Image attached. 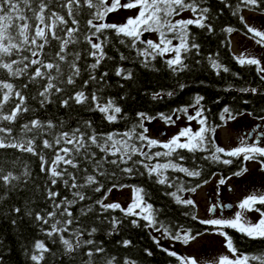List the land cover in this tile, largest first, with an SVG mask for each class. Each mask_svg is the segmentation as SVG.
<instances>
[{
	"label": "snow or ice",
	"instance_id": "obj_1",
	"mask_svg": "<svg viewBox=\"0 0 264 264\" xmlns=\"http://www.w3.org/2000/svg\"><path fill=\"white\" fill-rule=\"evenodd\" d=\"M240 3L245 8L253 11L260 10L264 14V0H240ZM86 6L89 9L91 18L87 20L86 26L88 32L83 35L81 40V29L79 20L77 19L82 7ZM238 8V6H237ZM136 10L135 16H130L123 24H115L105 22L110 13H115L118 10ZM190 10L193 13V18L173 20L174 16H179L181 12ZM210 9L201 5L200 0H0V70L7 73L9 77L19 78L25 77L28 83L38 88V102L43 108L47 104L54 103L51 99L53 96L59 95V103L62 107H70V101L76 105L86 106L90 111H98L103 114V118L108 122H115L122 108L118 106L116 101L111 98L105 99L98 96L96 92L85 93L83 88H87L91 83L93 85L103 82L107 83V72L97 77L93 73L100 66L102 61L107 57L105 52V44L107 30H113L117 36H123L127 39L129 46L135 49L137 56L142 57L141 63L148 67L151 61L157 57L168 58L164 61L168 68L175 72H183L190 70L191 66L186 61L193 54L198 55L200 45L192 36L189 26L195 25L201 29L212 31V25L209 23ZM233 14H238L234 12ZM241 20L244 17L240 16ZM247 32L252 34V38L258 45L264 47V30L261 28L245 25ZM231 33L234 31L231 27L225 29ZM145 33H157L158 42L153 40L142 39ZM104 37L101 40V37ZM178 40L177 44H173V40ZM81 42H86L88 50L87 56L94 58V63L87 66L89 76L83 81V88L75 91L74 95L63 96L65 88L60 87V84L75 85L76 78L81 76V68L79 61L81 60V52L71 51L76 45ZM121 44L125 40H120ZM146 45L145 47H137V44ZM55 48L54 52H46L45 49ZM121 60L127 59L124 55L120 56ZM210 66L219 75L221 71L228 72L229 69L220 63L217 59L208 57ZM240 65H252L261 74V79L264 80V57H257L253 54L242 53L239 57H235ZM199 63V61H196ZM62 65L68 70L66 80L62 79L64 71ZM115 75L124 80H131L133 72L125 67L115 69ZM28 83L23 84L22 88L8 80H0V150L16 149L21 152L30 153L37 156L40 161V170L48 175V183L56 185L62 182L65 186L71 189H77L74 192V199L69 200L64 197L59 203H56L58 192L48 190L47 196L53 201V211L45 212L43 215L36 212L34 219L40 224L41 230L49 238H56L64 246L65 254L71 257L83 244L94 245L92 239H81L83 232L77 230L76 242L65 238L64 233L68 231V226L73 224L72 213L68 208L77 201L86 199L85 195L79 189L86 186L97 185L96 175L88 174V169L82 167V164L87 162L93 164L98 171L104 162L116 165H127L129 161L132 167H122V173L131 175L134 172L136 165H143L149 176H154L156 182L164 185L171 183L166 175L167 170L173 169L179 172L186 173L189 177H199L201 171L189 170L182 165H179L171 159L174 155L178 160H184L185 157L180 154L179 150H186L189 153L208 152L210 153L205 159L213 162H220L225 165L233 163L232 159H225L223 156L240 158L244 161H254L261 165L264 169V146H261V138L264 137V128L259 129V134L255 141L248 142V137L241 138L238 146L225 149L215 144L216 127L210 126L207 122V117L204 116L205 109L201 102L203 96H196L194 103L187 106L174 109L171 114L158 113L156 116H149L146 113H137L139 123L133 126L128 132L121 134L120 139L115 138V134L103 135L97 133L92 128L91 121H85L81 130L78 126L69 131H54L58 125L52 120L42 121L39 118L29 119L27 122L20 125V135L13 136V126H15L26 113L33 111L28 104L27 96L24 90L28 88ZM185 85L181 84L183 89ZM243 92H251L256 94L259 92L257 88H243ZM163 95L169 97L174 95V92L155 93L153 99H161ZM37 97H33L36 99ZM189 108L194 109V114L189 113ZM181 114L186 117L187 121L195 120L200 127L193 131L191 124L188 127L181 128L180 131L172 136L167 141L153 139L147 135L148 128L145 127V121L151 122L160 118L168 125H175L177 120L181 118ZM244 113H239L243 115ZM236 115L229 107H224L220 115L221 121L235 120ZM251 115V113H249ZM264 120V116L259 117ZM6 122V125H5ZM140 131L137 132L136 128ZM90 130V131H89ZM30 134V135H29ZM251 134H249V137ZM133 138L140 141L142 145L149 149L152 147H162L166 151H156L153 153L145 152L142 146H137L130 143ZM39 140V144L37 141ZM41 148V151L37 149ZM105 153L102 160H96V151ZM50 151V158L46 159L42 154V150ZM108 156H117L118 159H108ZM143 156L147 159L156 160L155 164H146L144 160L133 157ZM160 157L169 158L167 162L161 163ZM71 169V171H69ZM248 171L247 167H241L239 171L233 173V176L241 177ZM83 172L84 183H78L80 174ZM105 173L99 171V175ZM24 176H30V173L25 169ZM113 177L115 174L113 173ZM19 176L13 175L11 172L3 174L0 171V181L5 185H10L13 181L19 180ZM228 178H221L218 181L219 185H224ZM203 183H208L205 180ZM103 185L95 188L99 192ZM117 187H127L126 185L113 184L112 189ZM200 185L195 187L177 188V192L188 191L195 193ZM231 190V189H230ZM177 192H172V195L177 203L194 206L192 199H183L177 195ZM133 200L129 206L124 209L119 203H107L103 200L97 201L102 208L107 211L109 209H120L127 216H139L147 222L145 226L153 227L157 231L169 236L171 239L181 241L188 245L190 241H195L202 233L192 234L191 230L172 233L168 228L164 227L157 220V210L151 203L145 199L146 193L140 187H133ZM219 194V193H217ZM231 204H223L217 201L209 206V213H215L218 209L232 208ZM237 211L231 218L215 217L203 219L199 222L204 225H211L217 228L220 235L225 237V246L232 255H221L212 260H205L203 264H264V253L259 255H237L238 249L234 246L232 238L224 228L235 229L245 237L252 240L264 241V191H253L244 197L237 205ZM139 209V211H137ZM17 213L21 210L15 209ZM87 211H91L89 208ZM255 212L258 214V219L253 222L249 219L248 214ZM29 216L32 213H28ZM66 217L57 219V216ZM196 217H193L195 219ZM16 223L15 220L12 221ZM120 223L119 220L113 218L111 221L112 227L115 230ZM133 225L140 226L139 220L133 219ZM48 227L45 228L44 226ZM97 229L91 228L89 235L95 233ZM55 242V240L53 241ZM157 243H159L157 241ZM131 241L124 240L123 245L129 246ZM49 247L44 241L37 240L34 242L30 252H26L30 261L34 264H42L45 261V254L50 253ZM104 248L97 246L94 251L90 249L86 255L89 257L88 264H92L91 257L94 254H103ZM169 256L176 257L179 264H201L196 257L181 256L175 251L163 249ZM152 255L150 251L147 253ZM3 257L0 256V264ZM104 264H117L115 257L106 258ZM122 264H136L135 260L125 258Z\"/></svg>",
	"mask_w": 264,
	"mask_h": 264
},
{
	"label": "trees",
	"instance_id": "obj_2",
	"mask_svg": "<svg viewBox=\"0 0 264 264\" xmlns=\"http://www.w3.org/2000/svg\"><path fill=\"white\" fill-rule=\"evenodd\" d=\"M200 3L211 10L208 22L211 23L213 30L210 32L195 25L189 26L192 36L200 45L199 54H193L186 61L191 66L190 70L174 73L164 62L168 58L166 56L157 57L156 60L151 61L148 67H145L141 63L143 58L137 56L135 49L129 46L125 37L117 36L113 30H107L105 32L107 42L104 47L107 57H111V59L106 58L102 61L101 66L93 73L99 77L103 72H107V83L101 82L96 85L90 83L87 88H83V81L88 79L90 71L87 66L94 63V58L86 55L89 47L86 42H81L75 48L70 47L71 51L81 52V60L79 61L81 76L76 78L75 85L60 84V87L65 88L62 95L65 97L74 95L75 91L83 88L86 94L96 92L98 96L105 99H114L123 110L115 122H108L103 118V114L98 111H90L86 106L76 105L71 101L70 107H62L59 103V95L51 98L55 101L54 103L47 104L42 108L38 102V88L36 86L28 83L25 77L12 78L0 70V80H8L20 88L23 84L28 83V88L24 90V94L28 98L26 103L33 111L26 113L24 118L13 126V136L20 135L21 124L32 118H39L42 121L52 120L54 124H57L58 127L54 130L56 132L69 131L78 126L84 131L83 123L91 121L92 128L97 133L105 136L115 134V138L120 139L121 134L128 132L139 123L137 113L143 112L149 116H156L158 113L171 114L174 109L194 103V98L198 95L204 97L201 102L205 109L204 116L207 117L210 126L216 127V133L222 125L228 122L220 119L224 107H229L234 114H237L236 117L241 116L239 115L241 112L244 113L243 115L251 113L250 116L256 119L264 116V80L261 79V74L257 72L255 66L240 65L231 48V34L233 32L248 33L245 18L241 20L240 16L244 17V12L249 9L245 8L240 0H200ZM234 12H238V14H233ZM256 12H260V10L257 9ZM90 18L89 9L86 6L82 7L77 16L81 29V40H83V35L88 32L86 22ZM229 27L234 31L231 33L225 31ZM103 39L102 36L101 40ZM122 39L125 40L124 44L120 43ZM142 39L148 40L145 35ZM145 46L137 44V47ZM45 51L54 52L55 48H46ZM121 55L127 59L121 60ZM208 57L217 59L229 71H221L217 75L216 71L211 68ZM118 67L131 70L134 74L133 78L124 80L117 77L115 69ZM62 70L64 71L62 79L66 80L69 74L68 70L64 65H62ZM181 84L185 85L183 89L180 88ZM243 88H257L259 92L256 94L243 92L241 91ZM167 92H174V95L171 97L163 95L161 99H153V94ZM33 97L37 98L33 99ZM145 127H147L146 121ZM136 131L139 132L140 129L137 127ZM216 133L215 144L222 147L217 141ZM147 135L149 136L148 133ZM130 143L142 146L143 150L149 153L166 151V149L158 146L149 149L134 138ZM37 144H39V140ZM37 150L41 151V148ZM93 150L97 153L96 160H102L106 155L99 149L94 148ZM179 152L185 159L178 160L174 155L171 158L173 162L189 170H199L201 175L189 177L186 173L169 169L166 175L172 185L171 187L169 184L157 183L154 176L147 174L143 165H136L131 175L122 173L120 168L132 167L131 161L127 165L121 164L120 168L104 162L98 171L93 164L83 163L82 167L88 169V174L96 175L99 183L79 189L86 199L77 201L68 208L72 213L73 224L68 226V231L64 235L65 238L75 243L76 232L79 230L83 232L81 239H92L95 244H83L69 257L65 254L64 246L58 239L49 238L41 230V226L34 219V216L36 212L43 215L45 212L53 211V201L47 196L48 190L60 194L55 201L59 203L64 197L73 200V194L77 189H71L62 182H58L56 185L48 183L49 177L46 173L41 172L40 161L37 156L16 149L0 150V171L3 174L11 172L20 177L19 180L13 181L10 185H5L0 181V256L3 257L2 264H34L26 252L31 251L34 242L37 240L44 241L51 250L50 253L45 254V261L42 264H88L89 257L86 253L90 249L94 251L97 246H102L105 251L103 254H94L91 257L92 264H104V260L110 257H115L117 264H122L125 258L135 260L136 264H179L176 257L169 256L163 251L165 248L157 243L150 227L145 226L147 222L141 217L127 216L120 209L105 211L97 203V201L103 200L107 204L105 201L109 194L107 190L112 188L113 184L140 187L147 194L146 201L157 210V220L170 232L182 233L184 230H191L192 234L195 235L196 233L218 231L214 226L199 222L203 219L197 216V205L193 199L194 193L186 190L177 192V188L187 189L188 187H195L197 184L201 187L205 184L203 183L205 180L210 181L216 174L221 173L223 177L232 175L241 167H245L247 161H244L242 156L240 158L223 156L225 159L233 160L232 164L225 165L205 159L210 154L208 152L195 154L186 150H179ZM42 154L45 155L46 159L50 158L49 150L43 149ZM137 158L144 160L146 164L156 163V160L147 159L143 156L133 157V159ZM108 159H118V157L108 156ZM168 159L160 157L159 161L164 163ZM25 169L30 173V176H24ZM99 171L105 174L99 175ZM113 173L115 177H113ZM84 175L81 172L78 183H84ZM100 185H103L101 190L95 191V188ZM172 192H177V195L183 199H192L194 206L177 203L176 199L170 195ZM17 208L21 210L19 213L15 211ZM89 208H91L90 212L87 211ZM122 208L126 209L123 206ZM28 213H32V215L29 216ZM193 217L196 218L193 219ZM64 218L66 217L57 216V219ZM113 218L120 221L115 230L111 224ZM133 219L139 220L140 226L133 225L131 223ZM13 220L16 221L15 224L12 223ZM44 227L47 228L48 226L45 225ZM93 227L97 231L89 235ZM223 231L232 238L238 253L245 255L264 253V241L249 239L231 228H224ZM161 232L163 231L161 230ZM54 240L55 242H53ZM124 240L131 241V244L125 247L123 245ZM148 251L152 255H148Z\"/></svg>",
	"mask_w": 264,
	"mask_h": 264
},
{
	"label": "rangeland",
	"instance_id": "obj_3",
	"mask_svg": "<svg viewBox=\"0 0 264 264\" xmlns=\"http://www.w3.org/2000/svg\"><path fill=\"white\" fill-rule=\"evenodd\" d=\"M125 2V0H121ZM136 10H118L115 13H110L105 22L123 24L130 16H135ZM193 18V13L190 10H186L180 13L179 16H174L173 20L177 19H189ZM244 18L247 25L255 26L264 30V14L260 12H253L247 10L244 12ZM145 37L148 40L158 42L157 33H145ZM178 40H173V44H177ZM231 48L234 54L239 57L242 53L253 54L257 57H264V47L258 45L252 38L251 33H244L241 31H235L231 34ZM167 57V56H166ZM189 113L194 114V109L189 108ZM249 115H243L237 117L235 120H230L217 130V141L225 149H231L239 145L240 139L248 137V142L255 141L258 134L256 133L253 140L249 137L251 126L247 121ZM189 123L194 130H197L200 125L195 121H187L186 117L181 114V118L177 120L175 125H168L160 118H157L151 122L146 121L148 128V134L151 138L167 141L172 136L176 135L181 128L188 127ZM261 146H264V138L261 139ZM245 167L248 171L241 177H231L227 179L226 184L219 185L218 181L221 179L215 175L211 181L201 186L193 194V199L197 205V216L202 219H210L215 217L231 218L237 208V205L244 197L252 193L253 191H264V169L258 162L247 161ZM231 189V190H230ZM219 193V194H217ZM133 187L127 186L123 188H114L106 197V203H119L123 207L127 208L133 200ZM217 201L223 204H232V208H226L224 210L218 209L216 214L209 213L208 208L211 204ZM139 211V209H137ZM249 219L255 222L259 217L255 212L248 214ZM152 234L161 246L175 251L181 256L196 257L201 264L205 260H212L221 255H232L229 253L225 246V237L220 235L218 231L203 233L198 236L195 241H190L188 245H185L181 241L170 239L161 231H157L155 228L150 227ZM237 255L240 253L237 252Z\"/></svg>",
	"mask_w": 264,
	"mask_h": 264
},
{
	"label": "flooded vegetation",
	"instance_id": "obj_4",
	"mask_svg": "<svg viewBox=\"0 0 264 264\" xmlns=\"http://www.w3.org/2000/svg\"><path fill=\"white\" fill-rule=\"evenodd\" d=\"M247 115V114H246ZM241 116H243V115H241ZM241 116H238V117H241ZM237 118V117H236ZM248 119H247V121H248V123H249V125L251 126V128H250V132H249V134H251V136H250V139L251 140H253L252 138L254 137V135L257 133V134H259V129L257 128V126L259 125L260 126V128H264V120H261V119H256V118H253V117H251L250 115H249V117H247ZM262 138H264V137H262ZM261 138V139H262ZM218 177H220V178H228V177H235V176H233V174L232 175H229V176H226V177H223V175L221 174V173H219V174H216ZM215 176V175H214ZM213 176V177H214ZM212 177V178H213ZM212 178H211V180H212ZM210 180V181H211ZM209 182V181H208ZM220 203H222V202H220ZM232 205V204H231ZM222 210H224V209H222ZM217 212V211H216ZM216 212L214 213V214H216Z\"/></svg>",
	"mask_w": 264,
	"mask_h": 264
}]
</instances>
